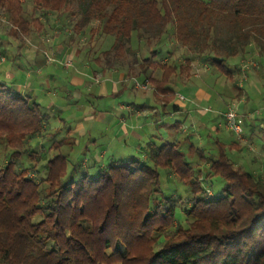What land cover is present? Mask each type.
Instances as JSON below:
<instances>
[{"label":"trees","instance_id":"obj_1","mask_svg":"<svg viewBox=\"0 0 264 264\" xmlns=\"http://www.w3.org/2000/svg\"><path fill=\"white\" fill-rule=\"evenodd\" d=\"M24 1L0 0L18 37L30 24L41 28L34 11L45 17L76 7L75 28L97 21L113 39L103 54L115 60L133 33L157 43L170 35L188 50L186 65L155 60L156 47L140 63L163 107L176 98L171 77L189 71L193 58L228 79L239 98L228 59L252 47L264 55V0H30L31 19ZM47 120L37 102L0 83V140L13 150L0 166V264H264V178L229 158L241 151L237 141H216L212 158L193 145L184 153L178 144L150 143L144 161L114 162L88 176L78 162L69 170L67 156H47L68 138L29 149ZM20 156L26 164L12 161ZM158 169L185 187V198L161 190ZM212 179L222 181L220 190H211Z\"/></svg>","mask_w":264,"mask_h":264},{"label":"rangeland","instance_id":"obj_2","mask_svg":"<svg viewBox=\"0 0 264 264\" xmlns=\"http://www.w3.org/2000/svg\"><path fill=\"white\" fill-rule=\"evenodd\" d=\"M24 9L27 18L31 19L33 7L30 0L24 1ZM34 12V16L39 17L41 28L30 24L28 33L19 37L13 32L15 27L0 12V51L4 56V61H0V81L6 83L4 81L9 74L6 84L15 90H20L22 86L20 91L32 96L31 100L37 102L43 113L48 116L41 136L30 141L31 151L47 150L54 142L68 138V144L50 149L47 156H67L69 170L78 162L83 166L84 174L95 176L99 168L114 162L125 164L133 159L144 161L150 143L157 146L166 142L178 144L180 152L184 153L193 145L205 148L206 156L212 158L217 154L216 141H237L240 148L242 147L241 151L237 150L238 148L233 149L228 153L229 158L244 171L261 173L264 178V151L261 150L264 145V55L259 56L256 49L252 47L251 53L244 58H230L226 63L235 70L241 64L248 63V60L254 63L244 65L245 74L240 70L235 72V83L242 89L239 98L236 97L238 92L231 87L232 83L228 79L193 58L189 71H181L171 77L170 87H176V98L169 106L163 107L160 103L161 95L156 94L150 82L140 73L144 70L140 63L143 58L150 57V51L156 47L161 53L155 55V60L186 65L188 50L177 44L170 35L161 43H157L154 38L149 41L139 40L133 33L130 43L125 47L127 50H124L122 57L115 60L112 53L108 56L103 54L111 48L113 39L100 34L97 21L85 26L82 32L75 28L74 24L81 17L76 7H69L62 13H48L45 17H40L39 12ZM56 46L63 50V54L70 51L78 54L58 61L52 56L53 47ZM44 57L50 64L41 67V73L38 74L36 61ZM69 60L72 64L68 68L65 64ZM108 61L112 63L109 65L110 69H117L124 75L121 81L118 75L111 74L110 69H107ZM51 69L56 70L50 72ZM147 69L153 77L159 78L161 73L158 69ZM70 73L82 74L84 85L75 88L69 86L67 75ZM198 86L207 90L213 98L228 103L227 107L233 106L243 116L241 139H237L232 132L223 128L221 116H218L220 127L215 131L219 135L214 134L211 128L215 123L212 121L211 125H208L206 120L217 117L213 111L215 103L209 105L213 112H209V108L205 110L206 120L203 121L201 117L203 125L196 127L190 125L186 114H174L172 106L179 104L177 96L182 95L185 98L184 103L187 104ZM121 104L134 106L141 112V116L135 118L134 113L121 110ZM250 109L253 112L249 113ZM117 113L123 114L125 120L130 116V122L134 124L132 129L137 135L130 133L126 121L124 125L128 132L121 128L122 122H118V116H115ZM260 113L261 116L251 124V114ZM97 114H103L105 120H96ZM176 122L181 123V128L175 127ZM12 152L4 140H0V166L11 159ZM186 157L187 160L197 158L196 155ZM12 161L16 162V165L27 163L24 156L13 158ZM158 172L161 190L166 195L175 191L185 198L187 191L174 176L167 175L163 169H158ZM212 180L211 190H220L222 181Z\"/></svg>","mask_w":264,"mask_h":264},{"label":"crops","instance_id":"obj_3","mask_svg":"<svg viewBox=\"0 0 264 264\" xmlns=\"http://www.w3.org/2000/svg\"><path fill=\"white\" fill-rule=\"evenodd\" d=\"M11 42V41H10ZM11 46L13 47V45H12V43H11ZM15 46V45H14ZM53 52H52V56L54 57V59H56V60H64L63 58H65V57H69V56H71V55H73V54H78V53H75V52H73V51H70V52H68L67 54H69V55H67V54H63L64 52H63V50H61V49H58V47L56 46V47H53V50H52ZM0 54L2 55V56H0V61L1 62H3L4 61V56H3V54H2V52L0 51ZM37 73L38 74H40L41 73V67H45V66H47V64H50V63H48V62H46L45 61V57L44 58H40V59H37ZM56 63V62H55ZM51 64H53V63H51ZM237 67V66H236ZM69 68V67H68ZM68 68H64V70H67ZM239 68V67H238ZM237 68V71H239V69ZM55 70L56 69H51L50 70V72H55ZM109 72L111 73V74H116V75H118L119 76V81H121L123 78H124V75L122 74V73H120L117 69L116 70H114V69H110L109 70ZM68 76V84H69V86H71V87H73V88H75V87H77V86H82V85H84V83H85V81L82 79V74H80V73H77V75L76 74H68L67 75ZM85 76V75H84ZM7 78H5V79H7V80H5L4 82H6V83H8L7 81L9 80L8 78H9V74H7V76H6ZM10 77H12L11 75H10ZM86 77V76H85ZM0 83H1V81H0ZM6 83H2V84H5V85H7ZM18 88H19V86H18ZM176 88V87H175ZM175 88H172L173 90L175 89ZM241 88V87H240ZM20 90L22 89V86H20V88H19ZM20 90H16V91H18V92H20L21 94H23V95H25L24 93H22ZM175 92H176V90H174ZM193 94V97L190 99H188L189 101H188V103L187 104H185L184 102H180L179 101V104L177 105L178 107H177V110H173L174 111V114H179V113H182V114H186L187 115V119H189V121H190V125L192 126V127H196L197 125H203V122H201V117H202V120L204 121V120H206V119H204L205 118V110L207 109V108H209V105L210 104H212V103H215V107H214V113L216 114V116L217 117H214V118H212V119H207L206 121L208 122V125L213 121V123H215V126H212V130L214 131V134L215 135H219V133H217V132H215V131H218L217 129H219V127L220 126H218L219 125V117L221 116V114L225 111V107H227V105H228V103H226V102H224V101H222L221 99H219V98H213V95H211L207 90H204L203 88H201V86H198V88H196L195 90H194V92H192ZM25 96H28V95H25ZM28 97H30V98H32V96H28ZM249 104V101L246 103V106L244 107L245 109H246V107H247V105ZM119 108L121 109V110H128V113H134V117L136 118H138L139 116H141V112L139 111V110H137L134 106H123V104H121L120 106H119ZM210 109V108H209ZM262 109H264V108H262ZM212 110L210 109V111L209 112H211ZM212 111V112H213ZM245 111V110H244ZM260 111V110H259ZM251 112H253V110H251L250 109V111H249V113H251ZM261 112H262V110H261ZM117 118H118V122H122V125H121V128L127 133L128 131H127V129H126V127H125V125H124V121H126L128 124V127L130 128V133L132 134V135H137L136 133H135V131H133L134 129H132V128H134V124L132 123L131 124V122H130V116H129V118L128 119H124V115L123 114H121V113H117V115H115ZM219 116V117H218ZM261 116V113L258 115V114H256V115H254V114H251V116H250V123L252 124V122L253 121H255V120H257V118H259ZM95 118H96V120H98V121H102V120H105V118H104V115L103 114H97L96 116H95ZM219 122V123H218ZM217 123V124H216ZM211 125V124H210ZM180 127L181 128V123H179V122H176V125H175V127ZM218 127V128H217ZM251 127V131H252V125L250 126ZM135 137H138V136H135Z\"/></svg>","mask_w":264,"mask_h":264},{"label":"built area","instance_id":"obj_4","mask_svg":"<svg viewBox=\"0 0 264 264\" xmlns=\"http://www.w3.org/2000/svg\"><path fill=\"white\" fill-rule=\"evenodd\" d=\"M71 64H72L71 60H69L65 65L67 67H70ZM247 64L254 65L253 61H250V60H248V63L245 62V64H243V65L241 64L239 67V70L241 71L242 74H245L246 69H245L244 65H247ZM246 68H247V66H246ZM136 85H138L137 82H136ZM140 86L142 88L145 87V85H140ZM177 99L180 102H185V98L182 95H178ZM221 117H222V122H223V124H222L223 128L232 132L237 137V139H241L242 133H243V125H244L243 116L240 115L233 106L229 105L227 107V110L221 114Z\"/></svg>","mask_w":264,"mask_h":264}]
</instances>
